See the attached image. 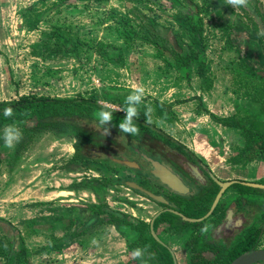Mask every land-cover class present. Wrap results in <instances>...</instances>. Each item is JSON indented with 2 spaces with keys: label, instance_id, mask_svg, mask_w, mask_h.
Listing matches in <instances>:
<instances>
[{
  "label": "rangeland",
  "instance_id": "374dc122",
  "mask_svg": "<svg viewBox=\"0 0 264 264\" xmlns=\"http://www.w3.org/2000/svg\"><path fill=\"white\" fill-rule=\"evenodd\" d=\"M105 1L0 0V19H5V16L8 18L10 14L14 21L16 12L18 18H23L24 23H27L29 27H36L46 16H49V19L41 22V29L38 28L37 32L29 34L30 38H33L31 41L39 43L40 46L52 42L55 44L56 49L59 50L61 48V51H66L68 57L71 56L72 58V61H66L71 64L68 71L72 74H76V71H81L80 67L88 65V68H86L88 73L87 86L84 89H80L79 92L73 93L70 97L64 98H90L94 99L97 104H99V101H104L107 109L124 113L122 109L126 107L124 103L125 97L129 95L130 91L124 87L113 86L128 90L120 94L123 96H119L118 94L111 95L110 92L104 90V88L110 86L95 89L91 76L97 75L98 72L101 74V69L97 70L93 63L97 59L121 67L135 63L142 69L147 67L148 70L150 69L153 73H157L158 80L164 79L171 84L182 83L190 92L194 86H201L203 89L214 85L219 87L223 90L222 95H231L237 103L235 121L241 119V125L245 129L252 130V134L264 133L263 71L246 67L238 53L237 45L232 43L235 33L240 32L252 40L253 43H256L264 52V37L257 35L258 30L264 26V0H250L248 8L239 9H233L225 5L224 0H191V4L187 3V0ZM7 3L15 5L18 10L15 11V7L8 10ZM175 3L180 5L178 7L174 6L173 4ZM176 8L184 11L183 13H188L186 10L189 8L192 14H189L190 18H187L188 23L196 28L199 27L201 30L202 42L200 46L202 47V52L200 57L199 55L191 59L178 57V53L172 50L174 45L163 32L164 29L170 30L176 44L178 43L180 47L181 44L191 45L189 33L185 28L174 22L173 17L177 14L179 15ZM150 39L157 42L166 54L163 55L159 50L152 48L149 44ZM25 40H28V38H25ZM64 42L65 46L63 45ZM34 50L36 51V49ZM55 60L58 63L57 66L64 64L62 58ZM76 63L79 65L75 66ZM43 64L44 62L40 65V68L44 70L42 75L49 76L48 69L43 67ZM26 66L28 67V65ZM72 88H74L73 85ZM158 104H161V102L145 96L143 103L139 106V110L141 112L145 105L150 106L154 125L157 128H167L170 132H174L177 125L174 123L175 118L171 112V106H169L168 110H164ZM98 111L94 110L93 116H96ZM216 119L215 116L211 115L213 126L227 127L218 123ZM120 121L121 119H116L113 124L116 125ZM10 124H0V136L3 134V129ZM16 126L23 133V137L12 148L13 153L11 156L9 155L8 159L9 165L15 167L17 164L31 163V161L37 164L40 159L52 161L50 157L45 158L44 155L35 156L34 153L30 152L32 146L44 133L40 136L31 134V137H29L28 133L21 127V124ZM230 128H233V131H226L220 128L223 132L218 134V138L212 137L207 142L213 148H219V152L222 150L225 164L231 163L238 166L240 164H252V166L243 168L245 170L244 173H239L238 170L235 174L245 181H253L255 180L254 177H251V179L249 177L246 178V170L249 168L256 169L257 165L264 162V154L254 155L255 158L248 161V154L251 151H249V148L243 150L244 143L249 138L248 134L241 128ZM50 134L57 138L69 137L73 140V146H76L74 130H68L60 136L53 133ZM180 139L178 140L179 142ZM223 145L226 147V154L223 152ZM3 146V140L0 139V156H2V159L5 158L4 160L6 161L7 149L1 148ZM253 146L255 145L253 144L251 147ZM74 157L75 154L69 161L59 160L55 163L65 166L74 175L67 178L72 179L75 190L85 189L87 186L98 199L103 197L107 199L106 202L110 204L109 206L114 207L116 211L129 209L128 197L130 191L123 185L115 184L116 178H119L118 171L127 175L125 171L109 164L110 167L107 166V168L111 179L104 180V186L101 185L96 190L95 187L97 185L95 183L97 179H95V176L97 175L95 172L88 170L85 164H82V162H87V160H75ZM76 174L84 175L77 176ZM233 176L234 174L228 171L224 172L221 177L223 179H233ZM97 178L99 177L97 176ZM258 179H261V177ZM254 197L257 200L264 201V197L253 196L251 198L254 199ZM50 206L47 205V209L43 213H48L52 208ZM59 216L57 215L55 220L51 221V223L53 222L52 225L58 221H61V224L63 223L61 217L58 219ZM51 218L52 216L49 215L45 218L41 217L40 223L48 222ZM25 221L27 220L23 222ZM16 225L21 229L23 228L22 222L20 224L18 222ZM57 225L59 224L57 223ZM92 227L93 225L86 226L88 234L94 232ZM0 228L2 230L0 231V238L2 239L0 249L5 255L11 249V237L9 230L5 231V227L2 225H0ZM261 240L262 242L258 245L264 248V234ZM7 242L9 243L8 248L6 246ZM15 261V264H21L18 260Z\"/></svg>",
  "mask_w": 264,
  "mask_h": 264
},
{
  "label": "crops",
  "instance_id": "0c3cea01",
  "mask_svg": "<svg viewBox=\"0 0 264 264\" xmlns=\"http://www.w3.org/2000/svg\"><path fill=\"white\" fill-rule=\"evenodd\" d=\"M107 1L110 0L105 2ZM14 7L17 11L15 5L7 3L8 10ZM15 16L14 21L10 14L8 18L5 16V19H0V102H12L27 95L64 98L84 89L88 84V65L80 67L81 71L72 74L68 71L70 63L64 62L62 66H57L46 58L39 43L31 41L33 38L29 34L41 29V22H45L49 16L36 27H29L23 18H18L16 12ZM42 62L43 67L48 69L49 76L42 75ZM93 65L97 70L101 69V74L98 72L91 76L95 89L117 86L131 92L133 85H139L145 88V96L171 106L177 127L174 132L163 128L167 134L177 141L181 138L178 142L202 158L210 168L224 172L222 150L219 152V148H213L207 141L212 137L218 138V134L223 132L220 128L233 131V128L216 127L211 123V115L216 118L236 117L238 106L231 95H222L223 90L215 85L207 89L194 86L190 92L182 83L171 84L164 79L158 80L157 73L147 67L142 69L135 63L121 67L97 59ZM73 144L69 137L57 138L50 133H44L30 152L35 156L50 157L53 162L40 159L37 164L31 161L15 167L8 162L13 153L12 149L1 147L7 149V160L0 156V225L7 222L16 227L13 226L23 245L21 264H135L128 241L126 243V234L122 235L114 225H94V232L91 234H88L86 228L76 231L78 224L73 226L75 216L80 219L90 216L89 213H83L87 210L85 206L96 204L93 191L87 186L85 189L75 190L72 179L67 178L74 175L65 166L55 163L73 158ZM223 149L226 154V147ZM246 174L249 179L264 178V162L257 165L256 169H247ZM129 197H133V201L143 206L144 210L120 211L147 222L156 207L134 194L129 193ZM47 205L52 208L48 213H43ZM110 208L115 210L112 206ZM47 215L52 218L48 222L40 223L41 217L45 218ZM54 215H60L58 219L61 217L63 223L58 221L59 225H52L51 221L56 217ZM24 220L27 221L23 222ZM18 222H22V229L16 225ZM164 228L165 225H157L156 233L175 255L176 264H189L185 255L187 250L183 248L186 235L177 241L174 235L164 234ZM94 239L98 243L93 244ZM1 241L0 238V245ZM9 254L10 251L3 255L0 249V264H15L18 258L10 257ZM10 259H13L12 262Z\"/></svg>",
  "mask_w": 264,
  "mask_h": 264
},
{
  "label": "flooded vegetation",
  "instance_id": "af4514ba",
  "mask_svg": "<svg viewBox=\"0 0 264 264\" xmlns=\"http://www.w3.org/2000/svg\"><path fill=\"white\" fill-rule=\"evenodd\" d=\"M176 10L179 12V15L187 18H190L189 14H192L189 8L186 10L188 13H183L184 11L178 8H176ZM174 22L178 24L177 21L174 20ZM233 39L232 43L237 45L238 53L241 56L243 64L249 68L262 70L264 74L263 50L247 36L236 38V35H234ZM149 44L152 48L162 52L163 55L166 54L161 46L154 40L151 41L150 39ZM63 45H66L65 42ZM181 48L182 50L180 49L179 51H174L173 48L172 50L178 53V57L182 56L184 59L190 57L187 46L181 44ZM40 49L44 51L46 58L56 65H58V63H56L57 61L55 59L58 58H62L64 62L69 60L72 61L71 56L68 57L66 51H61V48L59 50L56 49L55 44L52 42L40 46ZM199 49H201L202 52L201 46ZM186 52L187 54H185ZM200 54L201 53H199V57ZM134 122L135 124L146 123L145 119L140 122L135 119ZM143 125L146 126L145 124ZM84 126H90L91 129L94 127L90 124H84ZM136 126L140 127L138 124ZM148 127L149 128L145 127L146 129L141 130L138 135L131 136L130 138L121 134L115 124H112L110 128L114 130L107 136L102 129H97L95 131L90 130L91 133L86 132L85 134L92 135L91 137H93L94 140L89 143L84 142L83 147H81V152L82 154H86L96 149L95 151H98L100 154V152L115 149V159L117 162L113 160L114 162L105 164L99 161L98 163H94L95 167H87L88 170L95 172L99 177L97 178L96 176L95 178L97 179L95 183L97 187L95 188L96 190L99 189L101 185L104 186V180L111 179L108 173L109 169L107 168V166L110 167L109 164L121 168L127 175L124 172L119 173L118 171L119 178H116L115 184L125 186V188L130 191V194L139 196L156 207L151 213L149 220L144 222L120 210H112L109 206L110 204L106 202L104 197L101 199L96 197L95 205L92 204V206H89L88 204V206L84 207L87 208V210L83 213H89L90 216L88 218L84 217L80 219L77 216L74 217L73 226L78 224L76 226V231L82 230L83 228L85 229L88 225L94 226L102 223L112 224L122 235L124 233L126 234V243L128 241L127 245L131 253L138 247L147 248L149 252L152 247H155V250L163 248L169 252L172 264H176L175 255L162 237L157 235V225H165L163 233L174 235L177 241L184 238V235H186L183 248L187 250L185 255L189 264H191V255L196 256L200 263H202L203 259L206 260V262L202 264H230L235 258L246 252L255 249L264 250L263 247L258 245L262 242L261 238L264 234V201L257 200L255 197L254 199L251 198L253 196L264 197V190L242 184L254 183L264 185V178L245 181L237 177L235 172L239 170V173H244L247 164H240L238 166L237 164L230 163L224 164L225 167L223 170L224 172L229 171L233 173V179H223L221 176L224 172L210 168L202 158H199L177 140L170 137L163 128H157L153 121L151 124H148ZM92 133L97 136H94ZM113 135H116V137ZM246 148H249V151H251L250 153L253 152L252 154H264V148L245 145L243 150ZM73 149L75 151L74 146ZM119 161L122 163L120 164ZM125 161L129 162V165H126ZM216 181L221 183L232 182V184L223 190L216 206L209 214L211 206L221 190V187ZM239 186L256 189L257 191H240L238 188ZM148 194L159 197V200L150 197ZM128 201L129 209L133 211L144 210L143 206H139L136 201H133V197H129ZM219 205L223 206V211L220 212L221 216L216 212ZM111 211L121 213L133 219L135 222L131 223L125 219L122 220L112 215ZM182 217L199 221L189 222ZM139 223L145 225L144 236L147 242L144 245L138 240V236H135L136 230L140 229ZM185 223L195 224V227L188 226L184 228ZM205 225L209 226L208 231L207 233H201L200 229ZM2 226L5 227V231H7L6 226L3 224ZM126 226L129 227L127 228ZM249 234H252L253 238H248ZM19 241L22 244L20 236ZM8 244L7 242V248ZM10 246V257L16 256L15 253H20L22 250L21 248H23L22 245V247L15 252L13 249L14 247L12 248V244H10ZM155 250H151L150 253L154 254V258L150 259L148 263L163 264L160 261L157 262L159 257ZM22 253L23 252H21V255ZM133 262H135V264H141L139 260L133 259Z\"/></svg>",
  "mask_w": 264,
  "mask_h": 264
},
{
  "label": "trees",
  "instance_id": "16d2710c",
  "mask_svg": "<svg viewBox=\"0 0 264 264\" xmlns=\"http://www.w3.org/2000/svg\"><path fill=\"white\" fill-rule=\"evenodd\" d=\"M133 1V0H131ZM191 0H187V3L190 4ZM174 6H179V3L173 4ZM179 13V12H178ZM175 21H177L178 25L180 27L185 28V30L189 33L191 45L187 46V51L190 53V57H187V59H191L192 57H197L199 53H201V49H199L200 44L202 42L201 37V30L196 27H194L192 24H189L187 21V17L176 15L173 17ZM172 44L174 45L173 50L179 51L182 48L179 46V44L175 42L174 36H172ZM187 54V52L185 53ZM184 56V55H183ZM183 58L182 56H180ZM203 65L202 63H200ZM160 107H162L164 110H168L169 106L158 104ZM7 107H11L13 109V116L10 118H5L3 116V110ZM100 105L95 102L94 99L90 98H83L78 97L75 99H69V98H54V97H45V96H36V95H27V96H21L18 98V100L12 101V102H0V124L5 123H11V124H21V127L25 132L28 133L29 137H31V134H35L36 136H40L43 133H53L57 136H60L61 134L65 133L68 130H74V136L76 138V146H75V160H84L87 162H82V164H85L87 167L92 168L95 167L94 163H108V162H114L113 160H116L115 158V149L112 150H106L104 152L95 151L96 149H93L94 151H89L86 154H82L81 147H83L84 142L89 143L93 142V137L90 134H85L86 132L100 130L97 126V118L96 116H93L94 110H100ZM106 110H109L106 108ZM113 113V122L116 119H123L124 113L116 112L114 110H110ZM145 108L140 112L139 117L136 118L138 122L143 121L145 119ZM239 119L238 121H235V117H228V118H217L216 121L224 126L227 127H234V128H241L248 134V139L245 142L246 146H252L253 144L255 146L253 147H260L264 148V133H257L252 134V130L245 129L243 125H241ZM90 124L91 126H94L92 129L90 126H84V124ZM93 124V125H92ZM140 131L144 130L148 127L147 123L143 124L137 123ZM136 124V125H137ZM253 124V123H252ZM254 125V124H253ZM146 127V128H145ZM114 129L110 128V132H112ZM93 134V133H92ZM94 136H97L93 134ZM126 136V134H123ZM116 137V135H113ZM127 138H130V136H126ZM173 144V143H171ZM92 149V148H91ZM102 153V154H101ZM256 154L249 153L247 160H251ZM82 159V160H81ZM117 162V160H116ZM121 164L122 162L119 161ZM240 191H246V192H256V189L239 186L238 187ZM223 211V206L219 205L216 209V212L219 213V216H221V213ZM112 215L117 216L118 218L122 220H126L128 222L134 223L135 221L133 219L128 218L127 216L117 213L115 211H111ZM139 228L136 230V235L138 236V240H140L144 245L147 242L146 237L144 236V228L145 225L142 223H139ZM183 226V225H182ZM195 227V224H184L185 227ZM127 228L129 226H126ZM253 238L252 234L248 235V238ZM11 244V242H10ZM9 246V244H8ZM151 250H155V247H152ZM157 256L159 257V260L157 262H161L163 264H172L170 254L167 250L160 248V250H155ZM18 258V261L20 262V259L22 258L21 252L16 254ZM196 259V261H195ZM154 262V263H157ZM191 264H202L206 262V260H202V263L198 262L197 257L194 255H191ZM21 263V262H20ZM210 263V262H209ZM211 264V263H210Z\"/></svg>",
  "mask_w": 264,
  "mask_h": 264
},
{
  "label": "clouds",
  "instance_id": "9594fccd",
  "mask_svg": "<svg viewBox=\"0 0 264 264\" xmlns=\"http://www.w3.org/2000/svg\"><path fill=\"white\" fill-rule=\"evenodd\" d=\"M225 5L232 7L233 9L248 8L250 0H224ZM258 36L264 37V26H262L258 32ZM145 97V88L139 85H133L129 95L125 97L126 107L122 109L124 112L123 119L115 125L121 134H126V136L138 135L140 129L135 124V119L139 117L140 110L139 106L143 103ZM101 107L96 113L97 126L101 128L105 135H110V127L113 122V113L110 110H106V102H98ZM145 122L148 124L152 123V108L145 105ZM3 116L5 118H10L13 116V109L7 107L3 110ZM23 133L15 124H10L3 129V134L0 139L3 140L4 146L6 148L12 149L17 143L21 141ZM208 225H205L200 229L201 233H207ZM93 244L98 243L95 239L92 241ZM131 256L135 260H139L141 264H148L149 260L154 258V254L150 253L147 248H135Z\"/></svg>",
  "mask_w": 264,
  "mask_h": 264
},
{
  "label": "water",
  "instance_id": "95a60500",
  "mask_svg": "<svg viewBox=\"0 0 264 264\" xmlns=\"http://www.w3.org/2000/svg\"><path fill=\"white\" fill-rule=\"evenodd\" d=\"M165 32L164 34H166V36H168V40L170 42H172V34L170 32V30L168 29H164ZM236 35V38H239V37H246L243 33H240V32H236L235 33ZM104 90H106V92H110L111 95H119V96H123V95H120L122 93H125L127 92L128 90L126 89H122V88H117V87H113V86H110V87H106L104 88ZM125 164L126 165H129V162L125 161ZM216 183L221 187V190L220 192L218 193V195L216 196L212 206H211V209L209 211V214L213 211L214 207L216 206L220 196H221V193L223 192V190L228 187L230 184H232V182H227V183H221V182H218L216 181ZM243 185H246V186H250V187H253V188H260V189H263L264 190V185H260V184H254V183H242ZM150 197L156 199V200H159V197H156L154 195H151V194H148ZM208 214V215H209ZM207 215V216H208ZM184 220L186 221H189V222H195V221H199V220H193V219H187L185 217H182ZM2 224L4 226H6L7 230L10 231V237H11V244H12V248L14 249V251H18L20 247H22V244L20 243L19 241V233L8 223H3ZM153 234V232H152ZM154 235V234H153ZM175 264V263H174ZM230 264H264V250L263 249H255V250H251L249 252H246L242 255H239L237 258H235Z\"/></svg>",
  "mask_w": 264,
  "mask_h": 264
}]
</instances>
